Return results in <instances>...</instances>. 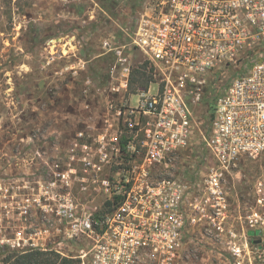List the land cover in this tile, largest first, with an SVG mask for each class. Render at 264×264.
<instances>
[{
    "label": "built area",
    "instance_id": "2783aa9c",
    "mask_svg": "<svg viewBox=\"0 0 264 264\" xmlns=\"http://www.w3.org/2000/svg\"><path fill=\"white\" fill-rule=\"evenodd\" d=\"M127 35V44L115 35L102 41V53L114 58L113 89H129L128 46L143 53L156 80L123 101L110 126L79 132L66 169L55 164L51 188L40 187L34 200L66 224L69 239L83 241L77 254L56 248L81 264H182L204 216L221 228L227 173L242 158L264 155V0H146ZM53 52L49 62L66 56ZM202 144L205 203L200 182L196 189L173 171L181 153ZM255 196L251 240L264 233V177ZM19 238V247L16 240L0 242L51 248Z\"/></svg>",
    "mask_w": 264,
    "mask_h": 264
},
{
    "label": "rangeland",
    "instance_id": "374dc122",
    "mask_svg": "<svg viewBox=\"0 0 264 264\" xmlns=\"http://www.w3.org/2000/svg\"><path fill=\"white\" fill-rule=\"evenodd\" d=\"M145 1L0 0V240H16L19 247L20 236L32 237L30 241L69 254L84 246L81 239H69L66 224L34 198L40 187L51 188L55 164L66 169L78 133L97 134L110 126L117 108L137 92L135 85L127 91L113 89L114 58L102 53V41L115 35L116 41L127 44V33L133 31ZM55 49L66 56L49 62ZM125 54L132 71L146 61L130 46ZM152 87L153 92L159 88ZM210 100L202 106L204 118ZM207 165L202 144L181 153L173 168L196 189L200 182L204 203ZM263 177L264 155L242 158L227 173L228 205L216 220L221 228L215 229L204 216L201 228H194L182 264H264V233L257 236L263 238L261 243L247 235L255 187ZM10 248L14 249L0 242V262Z\"/></svg>",
    "mask_w": 264,
    "mask_h": 264
},
{
    "label": "trees",
    "instance_id": "16d2710c",
    "mask_svg": "<svg viewBox=\"0 0 264 264\" xmlns=\"http://www.w3.org/2000/svg\"><path fill=\"white\" fill-rule=\"evenodd\" d=\"M155 80L154 68L148 61H145L132 72L130 85L136 87L148 86ZM0 264H81V260L72 255H63L52 248L33 247L24 250L10 248L4 253Z\"/></svg>",
    "mask_w": 264,
    "mask_h": 264
},
{
    "label": "flooded vegetation",
    "instance_id": "af4514ba",
    "mask_svg": "<svg viewBox=\"0 0 264 264\" xmlns=\"http://www.w3.org/2000/svg\"><path fill=\"white\" fill-rule=\"evenodd\" d=\"M252 240H255V241H257L258 239H252ZM261 242V240L259 239V242L258 243H260Z\"/></svg>",
    "mask_w": 264,
    "mask_h": 264
}]
</instances>
